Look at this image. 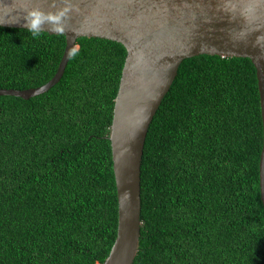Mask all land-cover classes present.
Instances as JSON below:
<instances>
[{
  "label": "trees",
  "instance_id": "1",
  "mask_svg": "<svg viewBox=\"0 0 264 264\" xmlns=\"http://www.w3.org/2000/svg\"><path fill=\"white\" fill-rule=\"evenodd\" d=\"M66 36L0 26V88L56 73ZM75 53V55H74ZM127 50L79 37L46 92L0 95V264H102L117 237L111 140ZM263 120L248 57L185 58L146 137L133 264H264Z\"/></svg>",
  "mask_w": 264,
  "mask_h": 264
},
{
  "label": "water",
  "instance_id": "2",
  "mask_svg": "<svg viewBox=\"0 0 264 264\" xmlns=\"http://www.w3.org/2000/svg\"><path fill=\"white\" fill-rule=\"evenodd\" d=\"M52 0H0V20L20 10L50 9ZM66 47L55 75L26 89L0 88V95L25 99L62 78L79 37L122 43L127 55L115 98L111 140L118 196V230L102 264H133L141 237V166L149 127L185 58L200 55L248 57L257 69L263 120L260 190L264 205V0H73ZM58 6H60L58 4ZM18 9V10H13ZM47 30V25H45ZM51 33V32H49ZM55 34V33H51Z\"/></svg>",
  "mask_w": 264,
  "mask_h": 264
},
{
  "label": "clouds",
  "instance_id": "3",
  "mask_svg": "<svg viewBox=\"0 0 264 264\" xmlns=\"http://www.w3.org/2000/svg\"><path fill=\"white\" fill-rule=\"evenodd\" d=\"M16 2L17 0H13L12 5ZM58 4L60 6H58ZM11 6L0 4V8ZM50 9L54 10L44 11L39 7L20 10L24 13L23 20L25 23L23 24V28L27 29L33 39H39L44 32L63 35L69 30V21L71 19L70 14L79 11L78 6L73 3V0H52ZM19 20L20 16L14 15L13 18L0 20V24L18 23ZM45 25H47V30L45 29Z\"/></svg>",
  "mask_w": 264,
  "mask_h": 264
}]
</instances>
